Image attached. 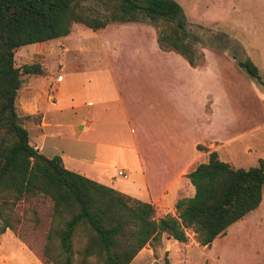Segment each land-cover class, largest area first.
Wrapping results in <instances>:
<instances>
[{
  "label": "trees",
  "instance_id": "trees-1",
  "mask_svg": "<svg viewBox=\"0 0 264 264\" xmlns=\"http://www.w3.org/2000/svg\"><path fill=\"white\" fill-rule=\"evenodd\" d=\"M141 20L156 28L160 50L197 64L175 0H0V234H15L10 217L19 201L48 198L43 264H129L146 244H157L161 234L185 242L188 231L198 245L207 246L260 203L263 158L253 166L234 167L209 151L206 161L185 174L193 194L176 200L174 215L154 218L150 203L64 168L58 155L46 158L29 141L24 121L33 116L17 113L16 98L21 76L43 71L36 62L15 66V49L66 36L73 24L96 31L111 22ZM237 66L264 86L250 59L238 60ZM77 233L82 240L74 247Z\"/></svg>",
  "mask_w": 264,
  "mask_h": 264
},
{
  "label": "crops",
  "instance_id": "crops-1",
  "mask_svg": "<svg viewBox=\"0 0 264 264\" xmlns=\"http://www.w3.org/2000/svg\"><path fill=\"white\" fill-rule=\"evenodd\" d=\"M99 44L103 50L92 70L75 73L79 70L62 66L57 74L60 80L53 83L54 102L45 100L42 84L22 82L18 93L26 91L24 101L18 100L17 93V113L39 115V120L31 123L39 140L32 144L37 153L46 158L58 155L68 170L154 208L174 211L177 199L194 192L185 174L206 161L197 144L209 146L214 140H225L230 159L218 158L230 164L232 145H240L242 151L248 147L243 136L239 141L229 132L231 90L222 84L219 71L212 74L206 53L203 66H190L176 52L158 47L152 52L106 51V44ZM108 46L113 49L112 43ZM60 51L64 52V47ZM48 137L66 143L45 150L43 142ZM118 170L125 177L119 176ZM1 235L0 248L6 241L11 243L21 253L20 264H43L34 250L9 230ZM11 257L15 255H4L0 261Z\"/></svg>",
  "mask_w": 264,
  "mask_h": 264
},
{
  "label": "rangeland",
  "instance_id": "rangeland-1",
  "mask_svg": "<svg viewBox=\"0 0 264 264\" xmlns=\"http://www.w3.org/2000/svg\"><path fill=\"white\" fill-rule=\"evenodd\" d=\"M175 1L183 11L186 41L196 50L197 66H203L206 53L207 66L212 74L216 75L219 71L222 84L228 92L231 90L232 127L229 132L231 131L233 138L239 139L243 136V142L247 141L248 146L243 151L236 143L230 147L231 165L242 168L253 166L258 158L264 159V86L239 68L237 61L250 59L264 82V0ZM84 4L93 5L92 1ZM137 23L118 25L117 22H111L107 24L111 26L102 34L100 29L92 31L80 24H73L70 33L63 38L32 43L15 49L14 65L38 63L43 74H23L21 80L30 85L42 84V89L46 91L45 100L54 102L53 83L58 82L56 78L62 66H65V70L67 68L79 70L75 73L92 70L96 67L99 52L103 50L99 43L106 44L104 48L106 51L152 52L153 48L157 47L154 41L156 28L147 20ZM109 43H112L113 49L108 46ZM63 47L65 51L61 52ZM25 91L24 89L19 91L18 100L24 101ZM32 116L24 123L28 139L33 144L34 140L35 142L39 140H36L31 123H36L39 115ZM43 143L46 150L55 143L66 141L48 137ZM197 145L199 148L196 149L204 152L206 157L207 153L213 150L223 160L230 159L228 143L223 139L214 140L209 146ZM261 195L262 200L258 208L228 226L213 243L200 246L189 231L183 244L161 234L157 244H146L129 264H164V258L167 264H264V185ZM50 212L51 202L48 198L29 197L15 205L13 215L10 217L15 226V234L9 230L11 234L34 250L39 257L49 225ZM173 212L156 206L153 216L159 218L166 214L174 215ZM253 212L258 215H252ZM34 217L38 219L37 224L32 221ZM1 237L0 234V239ZM81 237L80 233L74 237V247L80 244ZM1 250L0 259L4 255L14 254L15 257L0 261V264H20L18 256L21 253L11 243L4 242Z\"/></svg>",
  "mask_w": 264,
  "mask_h": 264
},
{
  "label": "built area",
  "instance_id": "built-area-1",
  "mask_svg": "<svg viewBox=\"0 0 264 264\" xmlns=\"http://www.w3.org/2000/svg\"><path fill=\"white\" fill-rule=\"evenodd\" d=\"M60 78H61V76H57V78H56L57 81H59ZM117 174H118L119 176L125 177L124 173H123L121 170H118V171H117Z\"/></svg>",
  "mask_w": 264,
  "mask_h": 264
},
{
  "label": "water",
  "instance_id": "water-1",
  "mask_svg": "<svg viewBox=\"0 0 264 264\" xmlns=\"http://www.w3.org/2000/svg\"><path fill=\"white\" fill-rule=\"evenodd\" d=\"M33 157H34V158H38V156H37V155H34Z\"/></svg>",
  "mask_w": 264,
  "mask_h": 264
}]
</instances>
